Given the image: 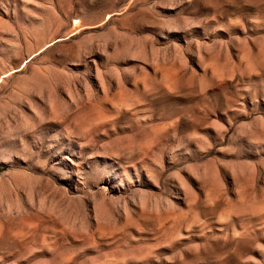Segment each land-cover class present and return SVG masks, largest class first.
<instances>
[{
	"label": "rangeland",
	"instance_id": "374dc122",
	"mask_svg": "<svg viewBox=\"0 0 264 264\" xmlns=\"http://www.w3.org/2000/svg\"><path fill=\"white\" fill-rule=\"evenodd\" d=\"M0 264H264V0H0Z\"/></svg>",
	"mask_w": 264,
	"mask_h": 264
}]
</instances>
